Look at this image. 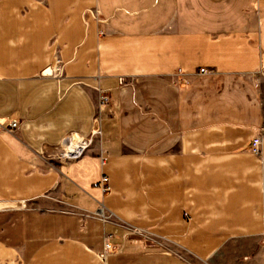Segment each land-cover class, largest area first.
Masks as SVG:
<instances>
[{
    "label": "crops",
    "instance_id": "0c3cea01",
    "mask_svg": "<svg viewBox=\"0 0 264 264\" xmlns=\"http://www.w3.org/2000/svg\"><path fill=\"white\" fill-rule=\"evenodd\" d=\"M0 125V264L261 260L264 0H0Z\"/></svg>",
    "mask_w": 264,
    "mask_h": 264
},
{
    "label": "built area",
    "instance_id": "2783aa9c",
    "mask_svg": "<svg viewBox=\"0 0 264 264\" xmlns=\"http://www.w3.org/2000/svg\"><path fill=\"white\" fill-rule=\"evenodd\" d=\"M61 60L58 58L56 62L51 66V71L52 75H59L61 73ZM181 73V70H179ZM201 73H208L209 70L207 68H201L200 69ZM184 83L187 82L186 79H183ZM101 99L105 102H108V96L106 94H103L101 96ZM19 126V122L17 120H13L10 123L9 130H16ZM0 129H2V126L0 125ZM100 129L96 128L92 131L91 136L86 139L82 140L80 142H70L67 141L64 149L60 152L59 157L65 158V159H78L85 155L88 150L91 148L95 138H97L100 135ZM251 150L253 153L256 155H259L261 153V138L259 136L253 138L252 144H251ZM103 163H105L106 158L102 156ZM98 186H101L102 190L104 192H109L111 187H110V182H109V177L107 175H104L100 182L97 184ZM101 213H99V216L103 213V210H100ZM142 231L137 230L135 228L127 227V231L125 232L124 236H129V235H141ZM111 234H106L105 235V246H104V254L109 252V250L112 248L111 245Z\"/></svg>",
    "mask_w": 264,
    "mask_h": 264
},
{
    "label": "rangeland",
    "instance_id": "374dc122",
    "mask_svg": "<svg viewBox=\"0 0 264 264\" xmlns=\"http://www.w3.org/2000/svg\"><path fill=\"white\" fill-rule=\"evenodd\" d=\"M225 256H217L214 259L211 260V264H264V252L263 255L261 256V260H232L231 254L229 253L228 255H226V253L224 254ZM200 264V263H199ZM202 264V263H201ZM204 264H208L207 262H205Z\"/></svg>",
    "mask_w": 264,
    "mask_h": 264
},
{
    "label": "bare ground",
    "instance_id": "6f19581e",
    "mask_svg": "<svg viewBox=\"0 0 264 264\" xmlns=\"http://www.w3.org/2000/svg\"><path fill=\"white\" fill-rule=\"evenodd\" d=\"M7 206H13V203H0V208L7 207Z\"/></svg>",
    "mask_w": 264,
    "mask_h": 264
},
{
    "label": "water",
    "instance_id": "95a60500",
    "mask_svg": "<svg viewBox=\"0 0 264 264\" xmlns=\"http://www.w3.org/2000/svg\"><path fill=\"white\" fill-rule=\"evenodd\" d=\"M43 74H44V75H51V74H52V71H51L50 68H47V69L44 71Z\"/></svg>",
    "mask_w": 264,
    "mask_h": 264
}]
</instances>
